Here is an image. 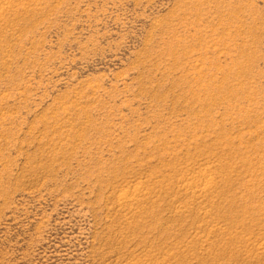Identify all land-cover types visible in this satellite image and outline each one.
<instances>
[{
	"label": "rangeland",
	"instance_id": "1",
	"mask_svg": "<svg viewBox=\"0 0 264 264\" xmlns=\"http://www.w3.org/2000/svg\"><path fill=\"white\" fill-rule=\"evenodd\" d=\"M0 264H264V0H0Z\"/></svg>",
	"mask_w": 264,
	"mask_h": 264
}]
</instances>
